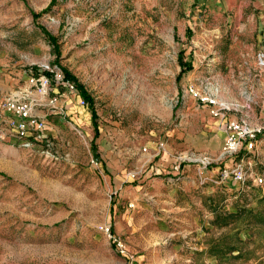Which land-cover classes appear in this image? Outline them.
<instances>
[{
  "label": "rangeland",
  "instance_id": "1",
  "mask_svg": "<svg viewBox=\"0 0 264 264\" xmlns=\"http://www.w3.org/2000/svg\"><path fill=\"white\" fill-rule=\"evenodd\" d=\"M189 87L253 149L180 163L225 141ZM0 264H264V0H0Z\"/></svg>",
  "mask_w": 264,
  "mask_h": 264
},
{
  "label": "built area",
  "instance_id": "2",
  "mask_svg": "<svg viewBox=\"0 0 264 264\" xmlns=\"http://www.w3.org/2000/svg\"><path fill=\"white\" fill-rule=\"evenodd\" d=\"M50 74L52 75L54 81L53 73ZM36 83H40L41 89L44 92L48 80L45 78L38 79ZM61 83L67 88L71 89V91L74 89V87L68 82H65L64 79L60 82V84ZM186 94L195 98V100L198 101L199 104L206 105L211 109L210 112L212 117L219 120L220 126L224 128L223 131L225 133V141L222 150L216 156H196L194 154H189L187 156L183 154L178 157V161L180 163H192L193 165H195V168L198 172H203L206 168H209L213 165H218L219 163H223L226 160L234 159V157L242 147H246L248 150L253 149V140L257 135V131L251 129V127L244 121L228 120L227 115L231 109H234V107H229L228 103L219 98L218 90L210 88L208 90L205 89L204 92H201L194 87H189L186 91ZM7 109L12 111L22 119H26L30 116L28 105L26 104L11 102L8 103ZM34 122L35 120L30 121L31 124H33ZM222 176L235 182L241 183L246 178V172L242 164L234 162L229 167V169H224L222 171ZM208 181L211 180L206 176L202 182L208 183Z\"/></svg>",
  "mask_w": 264,
  "mask_h": 264
},
{
  "label": "trees",
  "instance_id": "3",
  "mask_svg": "<svg viewBox=\"0 0 264 264\" xmlns=\"http://www.w3.org/2000/svg\"><path fill=\"white\" fill-rule=\"evenodd\" d=\"M49 39H50V43L53 46L56 45V39L54 37L49 36ZM62 73H63L64 81L68 82L70 85L74 87V90L78 93V95L83 100V102L88 106L91 112V121L94 127L95 137H96L98 135L97 124H96L97 115L94 109L92 97L87 93V91L83 88L82 85L77 83L76 79L67 70H63ZM45 76H47L51 80V82H54L51 74L45 73Z\"/></svg>",
  "mask_w": 264,
  "mask_h": 264
}]
</instances>
